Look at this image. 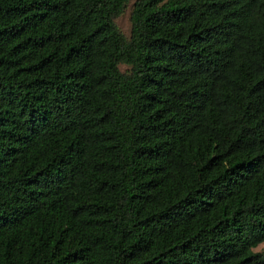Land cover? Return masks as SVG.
<instances>
[{
  "label": "trees",
  "instance_id": "obj_1",
  "mask_svg": "<svg viewBox=\"0 0 264 264\" xmlns=\"http://www.w3.org/2000/svg\"><path fill=\"white\" fill-rule=\"evenodd\" d=\"M129 2L0 0V264H264V0Z\"/></svg>",
  "mask_w": 264,
  "mask_h": 264
},
{
  "label": "rangeland",
  "instance_id": "obj_2",
  "mask_svg": "<svg viewBox=\"0 0 264 264\" xmlns=\"http://www.w3.org/2000/svg\"><path fill=\"white\" fill-rule=\"evenodd\" d=\"M131 2H132V0H130L129 6H130ZM128 11H129V9L127 8L125 10V12L116 21V25H117L118 29L123 34H127L128 33V29H129ZM123 68H125V66H119L120 70H122ZM254 250L264 251V243L259 244Z\"/></svg>",
  "mask_w": 264,
  "mask_h": 264
}]
</instances>
